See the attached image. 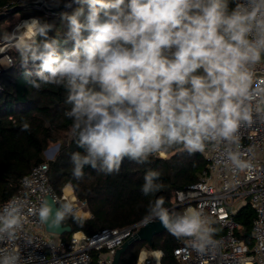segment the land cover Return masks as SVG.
<instances>
[{
    "label": "clouds",
    "instance_id": "9594fccd",
    "mask_svg": "<svg viewBox=\"0 0 264 264\" xmlns=\"http://www.w3.org/2000/svg\"><path fill=\"white\" fill-rule=\"evenodd\" d=\"M27 3V0H22ZM60 10L55 22L20 19L11 38L25 69V83L62 87L72 121L70 134L82 151L70 156L72 175L119 174L125 159L144 164L182 146L189 153L223 145L228 159L237 131L252 120L248 104L253 69L264 61V0H40ZM30 129L22 122V131ZM149 169L141 187L149 196L162 187ZM150 202L144 222L159 220L177 238L202 249L212 228L198 209L173 213ZM41 222L62 223L71 205L42 200L33 209ZM21 206L0 208V239L21 228ZM0 264H27L0 252Z\"/></svg>",
    "mask_w": 264,
    "mask_h": 264
},
{
    "label": "built area",
    "instance_id": "2783aa9c",
    "mask_svg": "<svg viewBox=\"0 0 264 264\" xmlns=\"http://www.w3.org/2000/svg\"><path fill=\"white\" fill-rule=\"evenodd\" d=\"M31 4L35 5L33 8L46 12L40 0L23 3ZM11 40L0 42V76L14 63L10 50L15 43ZM248 104L252 120L241 125L237 131L238 145L232 146L246 166L234 165L223 145H210L201 152L208 164L199 180L175 194L172 208L178 207L176 213L189 208L198 209L208 219L211 228L215 225L221 230L214 231L212 243L202 249L187 238L186 244L174 249L176 264H264V61L253 69ZM71 190L70 195L65 190L58 195L50 183L49 164L35 166L21 180L17 193L8 201L0 202V208L12 202L20 205L22 221L13 238L0 239V252H15L27 264H113L117 250L133 238L145 222L103 228L91 236L79 231L69 240L52 237L33 211L47 195H51L58 206L60 203L71 205L73 211L70 215L82 219L92 217L88 203L75 195L72 185ZM247 204L255 211L252 247L238 237L240 225L235 219ZM93 252L97 253L95 262ZM163 257L162 250H143L136 264H164Z\"/></svg>",
    "mask_w": 264,
    "mask_h": 264
},
{
    "label": "trees",
    "instance_id": "16d2710c",
    "mask_svg": "<svg viewBox=\"0 0 264 264\" xmlns=\"http://www.w3.org/2000/svg\"><path fill=\"white\" fill-rule=\"evenodd\" d=\"M19 6H25L22 0H0V13ZM19 12H22V18L33 14L54 21L56 27L50 35L62 36L66 30L59 13H46L33 7ZM5 20H0V33ZM11 55L14 65L0 76V202L8 201L17 193L21 180L35 166L47 162L50 183L56 193L61 196L65 186L71 184L77 197L88 203L92 215L89 219L67 216L63 224L70 226L72 232L63 235L64 240H69L72 234L79 231L91 236L103 228L126 227L142 222L148 214L150 202L154 203L157 199H162L163 207L170 209L175 205L176 192L195 184L206 169L208 162L201 152L189 153L182 146H177L166 152L170 155L168 158L152 156L144 164L125 159L119 174H98L85 167L84 178L76 180L72 175L70 156L82 149L77 147L70 134L72 121L64 116V112L71 107L65 103V90L55 85H43L40 90L31 88L25 83V69L21 66L18 51L11 52ZM25 120L30 125L28 131L21 130ZM52 143H59L60 148L55 159L47 161L45 151ZM149 169L161 173L162 187L156 193L145 196L141 187ZM176 212L178 210L173 211ZM235 219L240 225L238 237L252 245L253 238L249 233L253 228L255 211L247 204L239 210ZM212 230V233L221 232L215 225ZM183 243L184 238H177L168 231L164 237L153 239L149 249L162 250L164 264H176L174 249ZM140 251L131 252L130 246L121 256L119 264H136ZM92 255L95 262L97 253Z\"/></svg>",
    "mask_w": 264,
    "mask_h": 264
},
{
    "label": "water",
    "instance_id": "95a60500",
    "mask_svg": "<svg viewBox=\"0 0 264 264\" xmlns=\"http://www.w3.org/2000/svg\"><path fill=\"white\" fill-rule=\"evenodd\" d=\"M34 4L31 5H25V6H19L16 7L14 9H11L9 11L0 13V20L6 19L9 15L13 14V13H17L22 9H27L29 7H34ZM44 10L48 13H52V14H57L59 13L60 10H55V9H49V8H44ZM60 148L59 144H56L55 146L48 148L45 151V154L48 155V153L53 150V155H55L56 152H58ZM48 200L49 203L53 204V207H58V205L56 204V202L54 201V199L51 197V195H47L44 200ZM178 209V207H174L171 209V212L173 210ZM45 224V229L48 233L53 234V235H65L66 233H71L72 232V228L70 226H65L62 223L58 224V225H53L51 223V221L48 222H44ZM165 231H167V229L164 227V225L157 219V220H153L151 222L145 223L136 233V235L133 238L128 239L127 241H125V243L122 245V247L120 249L117 250L115 257H114V261L113 264H119V261L121 259V256L126 252V250L134 244V242H146L148 244H151L154 237L164 233ZM249 236L252 238V232L249 233Z\"/></svg>",
    "mask_w": 264,
    "mask_h": 264
},
{
    "label": "rangeland",
    "instance_id": "374dc122",
    "mask_svg": "<svg viewBox=\"0 0 264 264\" xmlns=\"http://www.w3.org/2000/svg\"><path fill=\"white\" fill-rule=\"evenodd\" d=\"M30 17H37V16L32 14ZM20 19H26V18H22V12H19V13H13V14L9 15V16L6 18L5 22L1 25L2 28H3L2 31H1V33H0V40H1V41L4 40V42H5V41H8L9 39H11V35H12V32H13V27H14V25H15L16 23L19 22ZM7 37H8V39H5V38H7ZM10 42L15 43V40L13 39V40H11ZM13 51H16L15 45H14L13 48L10 50V53L13 52ZM12 58H13V60H14V57H12ZM13 65H14V63H13ZM13 65H12V66H13ZM12 66H11V67H12ZM11 67H8V69L11 68ZM56 144H59V143H52L48 148H51V147L55 146ZM59 145H60V144H59ZM51 153H52V154H50V155H51L50 158L48 157V155L45 154V158L47 159V161H52V160H54L58 152H56L55 155H54L53 157H52V155H53L52 150H51ZM156 156L161 157V158H168L170 155H168V154L165 152L162 156H161V155H156ZM69 186H70V188H71V185L69 184V185H66V186H65V189H66L67 187H69ZM65 189H64V190H65ZM73 189H74V188H73ZM74 192H75V191H74ZM75 195H76V193H75ZM76 196H77V195H76ZM167 232H168V230L165 231L164 233H162V234H160V235L154 237V239H155V238L164 237V236L167 234ZM52 237H56V238H58V239H60V240H64V236H63V235H53V234H52ZM186 239H187V238H184V243H183V244H186V243H185ZM253 243H254V242H253ZM149 246H150V244L148 245V243H146V242H134V245H131V252H135V251H137L138 249H140V250H141V251L139 252V255H140V253H141L143 250H147V249H149ZM249 246L252 247L251 245H249Z\"/></svg>",
    "mask_w": 264,
    "mask_h": 264
},
{
    "label": "bare ground",
    "instance_id": "6f19581e",
    "mask_svg": "<svg viewBox=\"0 0 264 264\" xmlns=\"http://www.w3.org/2000/svg\"><path fill=\"white\" fill-rule=\"evenodd\" d=\"M52 152H53V150H52ZM50 154H52L51 153V151L48 153V157L50 158L51 157V155ZM54 155H52V157H53ZM71 188H70V186L69 187H67L66 189H65V192H66V194L67 195H70L71 194Z\"/></svg>",
    "mask_w": 264,
    "mask_h": 264
},
{
    "label": "crops",
    "instance_id": "0c3cea01",
    "mask_svg": "<svg viewBox=\"0 0 264 264\" xmlns=\"http://www.w3.org/2000/svg\"><path fill=\"white\" fill-rule=\"evenodd\" d=\"M3 41H4V40H3ZM3 41L0 40V42H3Z\"/></svg>",
    "mask_w": 264,
    "mask_h": 264
}]
</instances>
